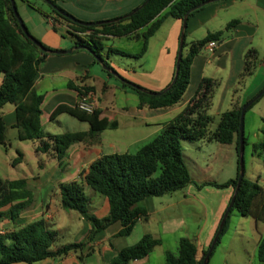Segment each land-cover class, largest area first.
<instances>
[{"label": "crops", "instance_id": "1", "mask_svg": "<svg viewBox=\"0 0 264 264\" xmlns=\"http://www.w3.org/2000/svg\"><path fill=\"white\" fill-rule=\"evenodd\" d=\"M54 1L74 19L86 23L115 21L117 18L129 14L142 2V0ZM27 5L28 8L24 7L21 15L28 21L26 25L30 34L48 49L64 52L62 54L49 53L40 65L35 78L34 89L37 94L43 96L40 116L42 134L61 135L63 133L88 132L89 125L86 122L78 121L67 114H59L52 120L49 119L51 112L57 106L75 107L76 102L87 93H90L95 99V111L98 113V119L113 122L115 127L98 132L80 142H73L61 160H57L53 152L46 154L49 161H53L51 170L46 171L43 176L35 180L25 178L27 189L32 191V194L33 191L36 192L37 201L34 210L27 207L20 214V220L12 223L4 213L6 208L1 209L0 227L5 225L12 230L13 227L22 226L35 219H43L47 225H53L51 230H55L56 226L51 221L56 216V223L63 225V229L59 232L65 231L73 235L71 236L74 239L73 243L84 241L91 227L84 221L80 222L78 217H71L72 215L69 213H66V217L69 219L65 218V214L62 213L64 210L60 207V185L80 182L87 173L89 165L103 155L133 154L152 141L162 132L163 125L175 118L189 103L204 78L218 81V86L222 90L221 100L219 103L217 102L216 107L218 117L234 106L250 101L264 89V0H214L187 17L184 29L186 46L182 49L183 56L188 53L190 43L204 38L208 33L224 31L226 24L232 20L237 21V24L223 32L220 40L215 41V47L212 50L204 47L200 53L193 57L190 64L189 84L181 101L173 107L156 110L138 107L137 94L130 85L158 93L171 82L175 70L182 22L166 17L159 29L149 38L146 52L140 58L114 59L113 55L107 53L109 48L123 50L122 47L113 46L116 40L138 43V53L141 39L136 35L110 38L104 41L102 58L112 68V71H107L88 51L74 49L72 40L59 36L58 33L64 35L68 30L67 24L60 20L54 21L56 18L54 14L44 13L38 9L30 8L28 3ZM35 12L40 15L41 13L45 14L42 17L46 28L42 22L38 23L33 19ZM50 21H53L52 25ZM52 26H55L57 31H54ZM142 31L143 29L138 32V35ZM250 49L255 52L258 63L246 78L241 74L244 67V55ZM68 50L71 52L65 53ZM230 94L231 96H229ZM211 106H213V98ZM1 117L6 133V128H12L14 124V107L5 105L1 110ZM262 129L264 130V126L251 127L245 136L243 127L247 144L253 147L254 144L264 141V138H259V134L262 135L260 133ZM110 131L114 133H109ZM112 135H115L116 138H113ZM35 152L38 153V151ZM254 152L261 154L260 150ZM244 175L247 180L257 182L253 179V174L248 177L246 173ZM191 179L195 183L196 180ZM86 189L87 187H84V194ZM182 190L183 200L195 202L204 210L205 216L193 234V239L183 237L194 242L198 257H200L211 244L223 211L234 190L226 189L224 191L220 196L221 202L218 203L217 209L210 208V201L202 198V191L196 186L189 185ZM86 197L88 198L89 214L98 219L107 216L109 207L104 197L97 199L93 193H90V197ZM154 205V201L150 198L144 199L139 204L141 208L145 209L147 215L144 222L141 219L137 221L131 234L127 237H115L120 225L113 224L94 235L92 241L83 248L81 259L78 258L79 253L77 252L57 259H46L35 264H110L116 251L136 244L145 234L159 239L160 245L154 250H161L164 245L162 237L172 234V229L164 226L162 216L166 215L167 210L172 209L173 203L165 202L158 209ZM156 214L159 216L157 224L160 225V227L158 226L160 231L142 230L141 223H148L152 215ZM73 220L79 221L76 224V230ZM252 221L256 230L264 228V223L256 222L254 219ZM8 231L10 230H6V232ZM257 233L256 241L264 236V230L257 231ZM179 239L176 238L173 241L175 246ZM66 244L71 243L59 244L58 242L57 244L55 241L52 249L55 250ZM86 251L89 253L86 254ZM153 251L145 259L132 261L128 264H151L150 258ZM167 251L163 250L164 258ZM260 263L264 264V262Z\"/></svg>", "mask_w": 264, "mask_h": 264}, {"label": "trees", "instance_id": "2", "mask_svg": "<svg viewBox=\"0 0 264 264\" xmlns=\"http://www.w3.org/2000/svg\"><path fill=\"white\" fill-rule=\"evenodd\" d=\"M47 1L55 7L53 9L49 6L52 14L56 16L54 21L60 20L67 24L68 30L64 35L69 36L74 48H86L94 58L100 59V64L107 71H112L108 62L102 58L104 41L110 38L136 35L141 39L138 53L130 54L117 48H109L107 53L121 58H140L146 52L149 38L159 29L166 17L182 22L186 14L189 17L214 0H148L131 16L126 14L115 21L89 24L79 20L74 23L66 19L58 12L67 13L54 0ZM145 1L142 0L141 4ZM198 6H200L198 9L192 11ZM29 7L33 8L30 5ZM41 15L45 16L44 13ZM235 24L237 21L232 20L226 24L224 31L208 33L204 38L190 43L188 53L181 56L175 82L163 94L153 95L154 92L140 87L135 88L137 86L131 87L137 94L138 107L156 110L178 104L189 84L190 64L193 57L200 53L208 42L219 41L223 32ZM52 29L57 31L55 26H52ZM142 29L141 34L138 35ZM28 34L31 39L36 40L41 47L45 48L46 52H42L23 35L13 15L10 1L0 0V145H4L6 141L1 110L5 105H12L14 107L12 128L16 129L17 140L39 141L37 151L44 154L53 152L54 157L61 160L70 144L90 138L98 132L113 129L115 124L106 119L99 120L96 111L92 114H85L76 107L59 105L51 112L50 120L59 114H67L78 121L86 122L89 125V131L61 135L42 134L40 116L43 96L36 93L34 82L40 65L49 53L55 51L42 45L29 32ZM185 46L183 39L182 49ZM257 63L255 52L248 50L244 55L241 76H249ZM68 86L71 87V85ZM217 86L216 80L202 79L189 103L175 118L163 125L162 132L152 141L133 154L103 155L89 165L87 173L80 182L59 186L61 209L76 212L91 227L85 241L66 244L53 250L57 233L51 230L43 219H37L22 226L13 227L6 234L0 235V264H35L77 252L79 253L78 258L81 259L83 248L92 241L94 235L117 223L120 229L115 237L129 236L137 221L147 215L145 209L139 206L144 199L162 197L193 184L198 188V185L192 181L184 161L182 152V141L184 140L190 142L215 141L222 145L233 144L238 157L239 116L241 107L245 103L221 113L214 131L210 132L207 127L212 118L207 115V110L211 106L213 93ZM263 96L264 94L256 99L246 109V112ZM262 123L264 124L263 119ZM261 133L264 135L263 129ZM246 144L243 134V145ZM252 148L254 151L260 150L264 153V142L256 143ZM238 172L237 158L235 178L223 184L214 183L213 185L219 188L231 186L234 190ZM26 185L25 179L0 180V210L6 208V216L12 223L20 220V214L29 205L32 195ZM84 187L107 200L109 207L107 216L98 219L89 214L88 198L84 194ZM232 211L240 216L264 223V189L257 182L249 181L245 175L243 176L214 248L226 230L228 217ZM216 232L217 230L215 234ZM159 245V239L145 234L136 244L116 251L110 264H128L145 259ZM207 250L198 257L194 242L187 238H180L176 253L167 252L164 264H203ZM88 253L89 251H86V254ZM256 257L259 262H264V236L257 241Z\"/></svg>", "mask_w": 264, "mask_h": 264}, {"label": "rangeland", "instance_id": "3", "mask_svg": "<svg viewBox=\"0 0 264 264\" xmlns=\"http://www.w3.org/2000/svg\"><path fill=\"white\" fill-rule=\"evenodd\" d=\"M16 11L19 18L23 22L24 26L27 28V19L23 17L22 12L24 7L28 8L27 3L35 9L40 10L44 13L52 14L48 3L45 0H13ZM34 12V11H33ZM33 19L38 23H43V17L38 12L33 13ZM24 18V19H23ZM44 27L45 23H43ZM30 33V31H29ZM59 36L65 39H70L67 35H62L58 33ZM110 44V43H109ZM113 46H117L130 54H136L139 48V44L135 42H125L122 40L114 42ZM114 59H124L119 56H113ZM114 62V61H113ZM246 78L248 76H245ZM217 78V77H216ZM218 83V81H217ZM232 92V91H231ZM222 90L219 86L216 87L213 93V106L207 110V115H209L212 120L209 123L207 129L212 132L214 131L216 124L219 120L218 114L216 113L217 102L221 100ZM231 96V94L229 95ZM8 107V105H6ZM262 119L264 120V96L256 102L244 115L243 127L245 136L247 131L251 127L259 126L263 127ZM109 133H114L110 131ZM261 133V132H260ZM259 134V133H258ZM116 138L115 135H112ZM259 138H264V135L259 134ZM5 144L0 145V180H18L28 178L29 180H34L45 174L46 171L51 170L50 167L53 165V161H49L46 154L37 151L38 141H19L16 138V129L6 128L5 133ZM264 142V141H263ZM183 156L186 167L188 169L191 178L195 179V184L198 185L197 189L202 191V198L209 200L210 208H218V203L221 202L220 196L230 189L233 191L231 186L219 188L213 184H223L229 181L230 178H235L237 174V154L234 149V145H222L215 141L207 142L205 140L199 141H182ZM243 167L244 174L250 176L253 174V179L257 181L258 185L264 189V153L255 154L253 148L246 144L243 150ZM43 167H40V166ZM194 185V184H193ZM29 190V189H28ZM30 191V190H29ZM183 190L164 195L158 198H150L154 201V207L158 209L160 205L165 202L173 203L172 209L167 210V213L163 217L164 226L166 228L172 229V234L162 237L164 241L163 247L160 249H155L150 258L151 264H164L165 258L163 255V250H168L167 252L176 253L177 246L174 245L173 241L176 238L188 237L193 239V234L196 232L198 226L201 225V219H203L204 210L197 203L190 200H183L184 197L181 194ZM31 198L28 207L34 210L36 199V192L30 191ZM90 193H93L97 199H102L103 197L92 192L89 188L86 189L85 195L90 197ZM233 195V193H232ZM230 196L228 203L223 211V214L229 204L232 197ZM162 203V204H161ZM31 210V211H32ZM6 214V211L4 212ZM31 213V212H29ZM46 213V212H45ZM62 213L71 214V217L82 218L74 211H63ZM222 214V216H223ZM221 216V219H222ZM159 216L152 215L149 222L141 223L142 230H151L152 232H159L160 227L157 224ZM57 217H53V222L56 226L53 231H57L56 242L60 243H73L74 239L71 237L73 235L69 232L59 230L63 229V225H58L56 223ZM220 219V221H221ZM36 220V219H35ZM78 220H73L75 225V230L77 229ZM219 221V223H220ZM85 222V221H84ZM50 223V221H49ZM48 223V224H49ZM219 225V224H218ZM150 228H147V227ZM159 226V227H158ZM49 228L53 225L49 224ZM6 230H11L9 226H1L0 232H6ZM254 227V222L249 217H243L232 211L228 217V223L225 232L220 238V242L214 248L212 256L208 260V264H262L257 260L256 257V240L258 238L257 231ZM85 241V239H84ZM90 243V242H89ZM86 264V263H85Z\"/></svg>", "mask_w": 264, "mask_h": 264}, {"label": "water", "instance_id": "4", "mask_svg": "<svg viewBox=\"0 0 264 264\" xmlns=\"http://www.w3.org/2000/svg\"><path fill=\"white\" fill-rule=\"evenodd\" d=\"M10 1V6H11V9H12V12H13V15L17 21V24L18 26L20 27L21 29V32L23 33V35L30 39L31 42L37 46L42 52H46V49L41 47L36 40L34 39H31V37L29 36L28 34V31L26 30V28L24 27V24L23 22L21 21V19L19 18L18 16V13L16 11V8H15V5H14V1L13 0H9ZM148 0H146L143 4H141L139 7H137L136 9H134L133 11H131L128 16H131L134 12L138 11ZM46 3H48L47 5L51 6V4L45 0ZM203 5V4H202ZM53 9H55L54 6H51ZM200 6L192 9L195 10V9H198ZM61 16L65 17L66 19L74 22V23H77L78 20L74 19L72 16L70 15H67L65 13H62V12H58ZM186 19H187V14L184 16L183 20H182V31L180 33V37H179V45H178V51H177V57H176V62H175V70H174V75H173V78H172V81L170 82V84L168 85L167 88H165L163 91L161 92H158V93H153V95H161L163 94L165 91L169 90V88L172 86V84L175 82L176 78H177V74H178V68H179V62H180V59H181V56H182V47H183V39H184V29H185V26H186ZM85 24V23H83ZM89 24V23H87ZM74 49H82V50H86L88 51L86 48L84 47H75ZM71 50H68V51H65V53H70ZM54 53L56 54H62L64 52H59V51H55ZM90 53V52H89ZM92 55V54H91ZM98 63H100V59L99 58H94ZM103 69L106 70L105 67L102 66ZM131 87H135L134 85H130ZM135 88H139V87H135ZM264 94V89L259 92L253 99H251L250 101H248L247 103H245L242 107H241V110H240V116H239V126H238V133H239V147H238V166H239V172H238V178H237V182H236V187L233 191V195L229 201V204H228V207L226 208L224 214H223V217L218 225V229H217V232L215 234V236L213 237L212 239V242L207 250V253L204 257V260H203V264H208V260H209V256L214 248V245H215V242L221 232V229L223 227V224L225 222V219L226 217L228 216V213L232 207V204H233V200H234V197H235V194L240 186V183H241V180L244 176V167H243V150H244V145H243V120H244V115H245V112H246V109L258 98H260L262 95Z\"/></svg>", "mask_w": 264, "mask_h": 264}, {"label": "built area", "instance_id": "5", "mask_svg": "<svg viewBox=\"0 0 264 264\" xmlns=\"http://www.w3.org/2000/svg\"><path fill=\"white\" fill-rule=\"evenodd\" d=\"M50 24L52 25L53 21H50ZM205 47L208 50H212L215 47V41L208 42ZM75 107L85 114H92L96 109L95 99L90 93H87L76 102ZM6 233L7 232H0V235Z\"/></svg>", "mask_w": 264, "mask_h": 264}]
</instances>
